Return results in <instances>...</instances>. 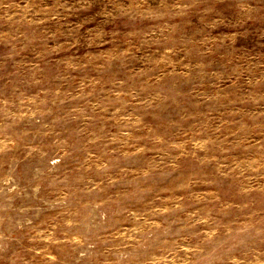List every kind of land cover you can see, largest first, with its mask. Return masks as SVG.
I'll return each instance as SVG.
<instances>
[{
  "label": "rangeland",
  "instance_id": "1",
  "mask_svg": "<svg viewBox=\"0 0 264 264\" xmlns=\"http://www.w3.org/2000/svg\"><path fill=\"white\" fill-rule=\"evenodd\" d=\"M0 264H264V0H0Z\"/></svg>",
  "mask_w": 264,
  "mask_h": 264
}]
</instances>
